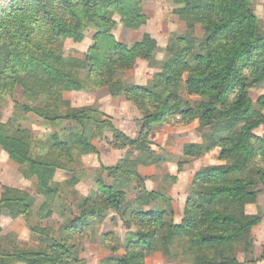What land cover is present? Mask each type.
<instances>
[{
    "label": "trees",
    "instance_id": "trees-1",
    "mask_svg": "<svg viewBox=\"0 0 264 264\" xmlns=\"http://www.w3.org/2000/svg\"><path fill=\"white\" fill-rule=\"evenodd\" d=\"M171 1L185 10L189 27L202 25L204 35L171 39L168 58L163 64L154 62L160 68L152 87L114 79L117 70L132 69L138 58L154 60L149 45L129 46L112 32L117 17L128 28L146 23L142 0H7L0 5V110L16 87L27 100L16 102L12 116L0 122L2 147L20 164L22 175L34 181L36 194H56L59 201L55 208L47 201L37 205L35 195L2 187L0 215L5 214V203L18 204L15 215L25 216L27 227L38 237L36 245L24 246L16 233L1 234L0 226V264H83L78 238L95 235L111 212L130 215L139 231L123 254L108 261L146 264L161 246L169 258H179L182 249L191 264H244L237 258L239 245L243 241L253 247L252 229L262 220L261 215L249 220L246 205L264 194V134L256 133L264 125V95L256 105L248 94L264 86L263 21L254 13L252 0ZM91 29L96 31L95 45L82 61L80 74L64 43L83 41ZM102 85L113 95H125L144 115L139 139L116 131L143 155L151 150L148 135L153 122L166 124L178 116L187 124L196 118L210 129L201 142L186 143L184 152L203 157L219 149L218 159L226 164L195 173L180 223L174 221L171 197L149 190L146 178L132 168L137 160L104 166L109 182L97 176L96 189L77 200L70 185L56 179L59 170L71 176L84 171L75 167L80 148H93L92 139L107 125L96 105L64 109L70 106L64 93ZM182 85L200 99L182 95ZM28 114L39 117L45 127L66 126L38 137L23 127ZM178 165L180 171L183 165ZM133 179L137 185L132 187ZM54 216L60 220L55 222Z\"/></svg>",
    "mask_w": 264,
    "mask_h": 264
},
{
    "label": "rangeland",
    "instance_id": "rangeland-1",
    "mask_svg": "<svg viewBox=\"0 0 264 264\" xmlns=\"http://www.w3.org/2000/svg\"><path fill=\"white\" fill-rule=\"evenodd\" d=\"M7 3V0H0V5ZM251 7L254 13L263 21L264 32V0H252ZM142 11L147 17L145 24L137 28H128L119 22L117 17V27L113 29L115 38L129 46L137 42H144L154 49V60L148 61L138 58L135 66L130 70H117L114 79L126 84H138L148 87L154 85L155 73L160 68L158 63H164L168 58L167 46L171 39L193 33L195 36L202 37L204 29L201 24L191 28L186 21V12L180 5H176L171 0H142ZM96 31L88 30L83 41L76 42L67 39L64 43V51L67 55L76 59V69L82 74V61L86 60V55L91 47L95 45ZM157 60L159 66L155 67ZM86 75H84L85 77ZM180 93L189 99H200V95L187 93L185 85L180 88ZM250 98L257 105L261 95H264V86L251 88L248 92ZM64 100L70 102V106L64 105V109L72 107H82L96 105L103 112V119L107 120V125L102 135H96L92 139L93 148H80V163L75 167L82 168L84 171L77 176L68 175L65 171L59 170L56 179L62 183L70 185L73 199L88 195L96 189L95 183L97 176H101L106 182L108 173L105 167L115 166L119 160H131L135 162L133 169L144 176L146 187L149 190L159 191L168 195L172 199L175 210L174 221L180 223L186 209V202L189 197V188L195 173L206 166L225 165L226 161L218 159L219 149H214L209 156L197 157L189 156L184 152L186 143H199L202 141L204 133L210 129L202 127L198 119L185 124L181 117L168 119V123L162 124L153 122L148 135L150 152L143 155L140 150L130 146L124 141V137H117L116 131H121L124 135L139 139L144 124V115L138 106L126 98L125 95H113L108 85L100 87L92 86L84 91H67L63 96ZM26 96L20 87H16L12 96H7L5 107L0 110V122H6L13 114L16 102H26ZM264 113V111H263ZM23 127L31 129L38 137L50 133L56 129H64L65 125L45 127L43 121L33 115L28 114V120L22 121ZM256 133L264 134V125ZM200 139L201 141H197ZM142 155V156H140ZM160 158V159H159ZM159 159V161H157ZM178 163L182 164L179 171ZM20 164L12 158L2 147L0 136V197L3 186H11L22 189L35 195L37 205L49 202L48 206L54 208L59 201L57 195H38L35 193L34 181L24 177L19 169ZM105 166V167H104ZM132 187L137 185L133 179ZM191 192V191H190ZM134 197V193H130ZM5 214L0 215L1 234L16 233L19 243L24 246H34L37 244V235L33 234L27 227L26 217L15 215L20 206L15 203H5ZM246 214L249 220L262 216L261 222L252 229L253 247L248 246L243 241L239 245L237 258L244 264H264V194L258 197L255 203L246 205ZM15 215V216H14ZM55 222L60 219L54 216ZM52 227H57L54 221L50 222ZM99 227V226H98ZM95 235L89 238V234L84 238H78L80 244V258L83 264H116L115 258L124 253V249L131 238L136 237L138 228L132 223L130 215L126 217L118 213L111 212L99 227ZM114 232L111 239L100 238V235L107 232ZM120 239L119 242L116 239ZM77 239V236L75 237ZM76 241V240H75ZM106 242V244H103ZM104 245V246H103ZM179 258H169L165 255L161 246L146 259V264H191L186 262L183 250H178ZM25 264V263H18Z\"/></svg>",
    "mask_w": 264,
    "mask_h": 264
},
{
    "label": "crops",
    "instance_id": "crops-1",
    "mask_svg": "<svg viewBox=\"0 0 264 264\" xmlns=\"http://www.w3.org/2000/svg\"><path fill=\"white\" fill-rule=\"evenodd\" d=\"M197 141L199 142V141H201V140H200V139H198ZM213 152H216V151H213ZM213 152H212V153H213ZM206 156H209V154H207ZM206 156H205V157H206Z\"/></svg>",
    "mask_w": 264,
    "mask_h": 264
}]
</instances>
